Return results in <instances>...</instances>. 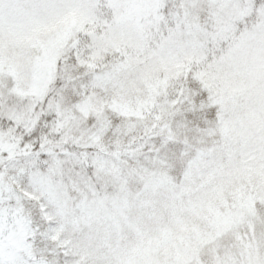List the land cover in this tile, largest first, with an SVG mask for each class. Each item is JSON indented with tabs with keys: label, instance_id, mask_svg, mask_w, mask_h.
<instances>
[{
	"label": "snow or ice",
	"instance_id": "1",
	"mask_svg": "<svg viewBox=\"0 0 264 264\" xmlns=\"http://www.w3.org/2000/svg\"><path fill=\"white\" fill-rule=\"evenodd\" d=\"M0 264H264V0H0Z\"/></svg>",
	"mask_w": 264,
	"mask_h": 264
}]
</instances>
